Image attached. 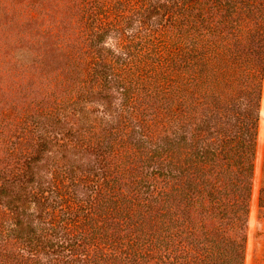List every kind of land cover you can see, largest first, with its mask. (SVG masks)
Instances as JSON below:
<instances>
[{"label":"trees","instance_id":"trees-1","mask_svg":"<svg viewBox=\"0 0 264 264\" xmlns=\"http://www.w3.org/2000/svg\"><path fill=\"white\" fill-rule=\"evenodd\" d=\"M263 75L264 0H0V264H244Z\"/></svg>","mask_w":264,"mask_h":264},{"label":"rangeland","instance_id":"rangeland-1","mask_svg":"<svg viewBox=\"0 0 264 264\" xmlns=\"http://www.w3.org/2000/svg\"><path fill=\"white\" fill-rule=\"evenodd\" d=\"M4 70V68H2ZM264 82V75H263ZM264 84L260 102L256 157L254 162L252 195L248 217V235L244 264H264V217L259 216L258 197L264 184Z\"/></svg>","mask_w":264,"mask_h":264}]
</instances>
